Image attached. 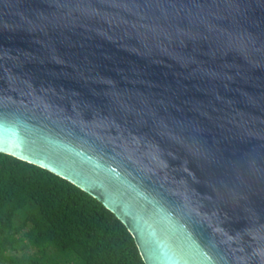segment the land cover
Wrapping results in <instances>:
<instances>
[{
	"label": "water",
	"instance_id": "1",
	"mask_svg": "<svg viewBox=\"0 0 264 264\" xmlns=\"http://www.w3.org/2000/svg\"><path fill=\"white\" fill-rule=\"evenodd\" d=\"M0 153L144 264H264V0H0Z\"/></svg>",
	"mask_w": 264,
	"mask_h": 264
},
{
	"label": "trees",
	"instance_id": "2",
	"mask_svg": "<svg viewBox=\"0 0 264 264\" xmlns=\"http://www.w3.org/2000/svg\"><path fill=\"white\" fill-rule=\"evenodd\" d=\"M0 264L144 262L125 225L100 201L0 153Z\"/></svg>",
	"mask_w": 264,
	"mask_h": 264
},
{
	"label": "rangeland",
	"instance_id": "3",
	"mask_svg": "<svg viewBox=\"0 0 264 264\" xmlns=\"http://www.w3.org/2000/svg\"><path fill=\"white\" fill-rule=\"evenodd\" d=\"M33 251H34V249H29V250H28V252H33Z\"/></svg>",
	"mask_w": 264,
	"mask_h": 264
}]
</instances>
